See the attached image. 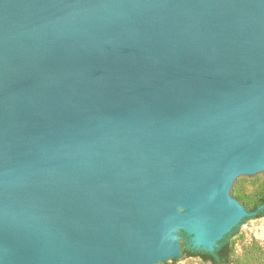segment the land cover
<instances>
[{
  "label": "water",
  "instance_id": "obj_1",
  "mask_svg": "<svg viewBox=\"0 0 264 264\" xmlns=\"http://www.w3.org/2000/svg\"><path fill=\"white\" fill-rule=\"evenodd\" d=\"M263 174L264 0H0V264L213 254Z\"/></svg>",
  "mask_w": 264,
  "mask_h": 264
},
{
  "label": "rangeland",
  "instance_id": "obj_2",
  "mask_svg": "<svg viewBox=\"0 0 264 264\" xmlns=\"http://www.w3.org/2000/svg\"><path fill=\"white\" fill-rule=\"evenodd\" d=\"M264 191V174L257 183L247 179L237 191V196L247 204ZM182 243V240L180 241ZM233 253L230 264H264V218L249 217L239 226L238 232L232 237ZM171 263V262H169ZM177 264H210L200 258H180Z\"/></svg>",
  "mask_w": 264,
  "mask_h": 264
},
{
  "label": "trees",
  "instance_id": "obj_3",
  "mask_svg": "<svg viewBox=\"0 0 264 264\" xmlns=\"http://www.w3.org/2000/svg\"><path fill=\"white\" fill-rule=\"evenodd\" d=\"M236 199L245 207L248 212L256 213V215L253 217L254 219L264 218V191L259 196H257L251 204H247L243 198L239 196H236ZM238 229L239 227L236 228L230 236L226 237L219 243V247L216 249L214 254L191 250L184 242L181 248V254L184 259L196 257L210 264H230L233 253L232 237L237 234ZM167 264H176V261L173 260L172 263Z\"/></svg>",
  "mask_w": 264,
  "mask_h": 264
},
{
  "label": "flooded vegetation",
  "instance_id": "obj_4",
  "mask_svg": "<svg viewBox=\"0 0 264 264\" xmlns=\"http://www.w3.org/2000/svg\"><path fill=\"white\" fill-rule=\"evenodd\" d=\"M181 240H182V243H181V248H182V245H183V242L184 243H186V245H187V247H189L191 250H194V251H196V249H193V244H192V242L190 241V238L189 237H186V236H181ZM218 247H219V245H218ZM218 247H214V250L216 251V249L218 248ZM199 251H202V252H205V253H208V252H210V251H206V250H199ZM215 251H214V253H215ZM213 253V254H214ZM182 258H183V256H182ZM176 261V264H177V261L178 260H175ZM169 262H173V260H169V261H167V262H165V263H159V264H167V263H169Z\"/></svg>",
  "mask_w": 264,
  "mask_h": 264
},
{
  "label": "bare ground",
  "instance_id": "obj_5",
  "mask_svg": "<svg viewBox=\"0 0 264 264\" xmlns=\"http://www.w3.org/2000/svg\"><path fill=\"white\" fill-rule=\"evenodd\" d=\"M194 230H196V231H199V230H200L199 226H198V225H196V227H195V229H194Z\"/></svg>",
  "mask_w": 264,
  "mask_h": 264
}]
</instances>
